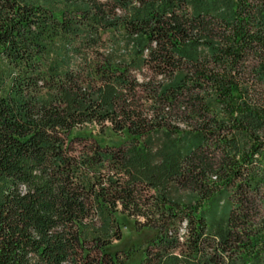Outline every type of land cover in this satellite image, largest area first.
Instances as JSON below:
<instances>
[{"label": "trees", "instance_id": "obj_1", "mask_svg": "<svg viewBox=\"0 0 264 264\" xmlns=\"http://www.w3.org/2000/svg\"><path fill=\"white\" fill-rule=\"evenodd\" d=\"M120 218L264 264V0H0V264H130Z\"/></svg>", "mask_w": 264, "mask_h": 264}, {"label": "rangeland", "instance_id": "obj_2", "mask_svg": "<svg viewBox=\"0 0 264 264\" xmlns=\"http://www.w3.org/2000/svg\"><path fill=\"white\" fill-rule=\"evenodd\" d=\"M82 133L95 134L96 131L93 127H87L86 130H83ZM104 141L105 143L110 144L112 142H118V139L107 133ZM118 223L121 229V239L119 242L113 243V245L109 249V252L111 254L115 252H123L125 254H128L132 256V259L129 263L136 264L141 260L143 256L141 251L144 244L152 239L154 233L149 230L136 231L133 227L132 222L124 218H120L118 220Z\"/></svg>", "mask_w": 264, "mask_h": 264}]
</instances>
